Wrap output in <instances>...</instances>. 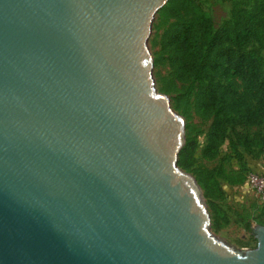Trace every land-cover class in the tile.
Instances as JSON below:
<instances>
[{
	"label": "water",
	"instance_id": "1",
	"mask_svg": "<svg viewBox=\"0 0 264 264\" xmlns=\"http://www.w3.org/2000/svg\"><path fill=\"white\" fill-rule=\"evenodd\" d=\"M169 0H0V264H264L211 231L149 47Z\"/></svg>",
	"mask_w": 264,
	"mask_h": 264
},
{
	"label": "trees",
	"instance_id": "2",
	"mask_svg": "<svg viewBox=\"0 0 264 264\" xmlns=\"http://www.w3.org/2000/svg\"><path fill=\"white\" fill-rule=\"evenodd\" d=\"M154 26L162 30L154 64H167L170 69L168 78H161L159 90L172 95L174 109L184 117L190 118L193 111L212 117L203 157L214 156L228 123L264 121V0L234 1L230 19L218 28L198 0H169ZM236 135L248 152L255 153L254 147L264 150V134ZM197 146L196 137L188 134L178 159L180 168L194 174ZM233 146L239 153L237 143ZM202 171V175L197 171L196 180L209 206L211 227L218 231L227 224L218 203L222 196L219 178L238 184L243 177L228 176L221 167ZM260 218H264V208ZM245 227L251 231L250 223Z\"/></svg>",
	"mask_w": 264,
	"mask_h": 264
},
{
	"label": "rangeland",
	"instance_id": "3",
	"mask_svg": "<svg viewBox=\"0 0 264 264\" xmlns=\"http://www.w3.org/2000/svg\"><path fill=\"white\" fill-rule=\"evenodd\" d=\"M198 1L201 4L204 12L212 21L214 27L218 28L224 21L230 19L232 4L234 1L238 0ZM155 23L156 19L153 23L152 33L149 40V47L153 58L154 52L159 48L158 42L160 34L162 32V30L158 31L155 28ZM153 75L156 88L159 90L160 83L162 82L161 78H168V76L170 75L169 66L167 64H154ZM179 83L181 82L179 81ZM167 95L170 97L171 105L173 107L174 103L172 100V95ZM247 102H249V100H247ZM249 104L251 105V103ZM244 109L245 106L242 107L241 111H244ZM184 120V138L186 139L188 134H191L192 136L196 137L198 143L197 149L194 153L195 163L193 169L195 171V174L192 171L187 172L193 175L196 179L197 171H200L202 175L204 173L202 169L211 170L217 167H221L225 174L228 176H236L237 178L241 176L243 177L242 183L238 184H233L228 182V180L226 179L219 178L222 196L218 203L225 212L227 224L218 231H214L211 227L212 233L216 238L223 241L229 246H233L236 248L254 247L256 245V240L252 232L246 229L245 225L246 223H250L251 227H253L256 224H261L260 221L264 220V218H260V215L264 208V203L259 201L256 192L247 183V176L252 172H264V150L259 151L258 148L254 147L253 149L255 150V153L248 152L244 148V145L238 143V140L236 139V133H238V135H254L258 133L264 134V121L255 124L238 122L228 123L226 125L227 129L225 130V139L220 143V145L217 146L214 156L211 158H206L203 157L202 150L208 142V130L212 121V117L205 118L193 111L191 117H184ZM235 143H237L238 145L236 149L240 154L237 153L234 149L233 144ZM256 152L258 154H256ZM204 203L209 210V206L205 198Z\"/></svg>",
	"mask_w": 264,
	"mask_h": 264
},
{
	"label": "built area",
	"instance_id": "4",
	"mask_svg": "<svg viewBox=\"0 0 264 264\" xmlns=\"http://www.w3.org/2000/svg\"><path fill=\"white\" fill-rule=\"evenodd\" d=\"M247 183L256 192L260 202L264 203V172H252L247 176Z\"/></svg>",
	"mask_w": 264,
	"mask_h": 264
}]
</instances>
